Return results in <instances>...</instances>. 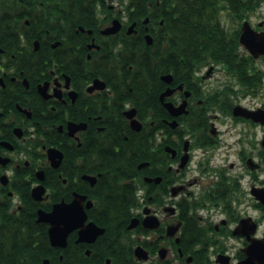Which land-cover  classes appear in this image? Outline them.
I'll use <instances>...</instances> for the list:
<instances>
[{
	"label": "flooded vegetation",
	"instance_id": "obj_1",
	"mask_svg": "<svg viewBox=\"0 0 264 264\" xmlns=\"http://www.w3.org/2000/svg\"><path fill=\"white\" fill-rule=\"evenodd\" d=\"M194 14L198 54L173 55ZM246 32L264 45V0H0V264H264ZM60 209L86 215L65 247Z\"/></svg>",
	"mask_w": 264,
	"mask_h": 264
},
{
	"label": "water",
	"instance_id": "obj_2",
	"mask_svg": "<svg viewBox=\"0 0 264 264\" xmlns=\"http://www.w3.org/2000/svg\"><path fill=\"white\" fill-rule=\"evenodd\" d=\"M147 41L149 44H152L153 39L151 35L146 36ZM244 39L248 41V47L251 50V52L254 55H259L264 52V45L261 43L260 37L257 35H251L249 32H246L244 35ZM70 209V206H69ZM80 218L77 220H74V217L72 215V212L69 210H65L64 212L60 209V211L55 214L53 212L51 213H44L40 216V219L45 220L51 224V227L49 228L50 233V239L53 245H60L62 247H65L67 245V236L69 231L74 227H81V232L83 230L85 231L86 228H83V223L86 219V215L84 212L79 213ZM92 226L96 227L95 223H90ZM89 231L92 230V227H88ZM102 231V229H100ZM264 255V250L259 251L257 256L253 257V262L255 258L260 259ZM44 262V264H46ZM252 260L245 259L241 261L239 264H251Z\"/></svg>",
	"mask_w": 264,
	"mask_h": 264
},
{
	"label": "trees",
	"instance_id": "obj_3",
	"mask_svg": "<svg viewBox=\"0 0 264 264\" xmlns=\"http://www.w3.org/2000/svg\"><path fill=\"white\" fill-rule=\"evenodd\" d=\"M191 17V18H190ZM188 20L185 21V24L181 28H176L172 30V38L173 41L171 43V51L173 55H181L185 50V53L188 55H197L199 51V46L197 44V18L196 15L187 16ZM166 28V27H163ZM185 42V43H184ZM148 51V60L149 56L152 55L151 51L157 44L149 46L147 44L142 43ZM185 46V47H184ZM150 63V60H148ZM189 62H194V60H189ZM151 64V63H150ZM150 68L148 67V70ZM44 251H47V248H44ZM66 252V249H65ZM65 259H67V253L65 255Z\"/></svg>",
	"mask_w": 264,
	"mask_h": 264
},
{
	"label": "bare ground",
	"instance_id": "obj_4",
	"mask_svg": "<svg viewBox=\"0 0 264 264\" xmlns=\"http://www.w3.org/2000/svg\"><path fill=\"white\" fill-rule=\"evenodd\" d=\"M146 42L148 43L147 38H146ZM146 42H145V44H147ZM143 44H144V42H143ZM148 44H149V43H148ZM147 66H148L149 68H152V66L150 65V63H147Z\"/></svg>",
	"mask_w": 264,
	"mask_h": 264
}]
</instances>
